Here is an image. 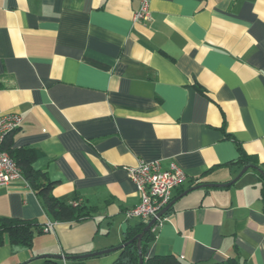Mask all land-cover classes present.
Masks as SVG:
<instances>
[{
	"label": "crops",
	"instance_id": "obj_1",
	"mask_svg": "<svg viewBox=\"0 0 264 264\" xmlns=\"http://www.w3.org/2000/svg\"><path fill=\"white\" fill-rule=\"evenodd\" d=\"M138 7L0 0V115L21 118L9 150L31 149L54 198L89 213L57 222L23 176L0 186V218L42 228L29 249L0 245V264L122 245L129 228L149 222L125 217L140 199L125 168L139 160L186 174L146 258L264 264V0H150L145 21L134 20ZM242 155L248 165L231 164Z\"/></svg>",
	"mask_w": 264,
	"mask_h": 264
},
{
	"label": "trees",
	"instance_id": "obj_2",
	"mask_svg": "<svg viewBox=\"0 0 264 264\" xmlns=\"http://www.w3.org/2000/svg\"><path fill=\"white\" fill-rule=\"evenodd\" d=\"M11 133L4 137L2 148L9 153V156L21 169L23 178L26 180L30 188L40 199L42 207L46 214L57 222L84 221L89 217L88 211L80 204H65L52 195L55 182L49 180L45 173L32 169L30 158L33 154L31 149L9 150L11 143ZM240 164L246 166L249 164L247 157L242 155L238 160L231 164ZM261 199L264 204V180L262 179ZM146 226L145 222L137 224L133 228H129L124 235L123 243L132 240L141 233ZM152 229V228H151ZM144 233L141 239L140 251L142 254V264H184L183 261L174 255H154L145 257L149 244L153 241L154 235L152 230ZM42 228L34 221L16 220L12 218H0V245H10L14 252L21 249H29L36 232H41ZM69 264H81L80 260H70ZM41 264H58L53 259H43ZM113 264H139V254L136 240L129 242L122 249L120 255ZM210 264H247L235 258H229L221 262Z\"/></svg>",
	"mask_w": 264,
	"mask_h": 264
},
{
	"label": "built area",
	"instance_id": "obj_3",
	"mask_svg": "<svg viewBox=\"0 0 264 264\" xmlns=\"http://www.w3.org/2000/svg\"><path fill=\"white\" fill-rule=\"evenodd\" d=\"M137 2L139 7L134 13V20H149L150 0ZM20 122L21 118L17 115H0V186L22 179L20 168L2 148L4 137L17 129ZM125 171L136 186L140 197L139 203L125 212V217L147 222L156 218V223L160 222L157 214L170 202L172 191L186 181V174L173 162L164 168L159 160L151 162L139 160L135 166L125 168ZM49 228L50 225H46L43 230L46 232Z\"/></svg>",
	"mask_w": 264,
	"mask_h": 264
},
{
	"label": "water",
	"instance_id": "obj_4",
	"mask_svg": "<svg viewBox=\"0 0 264 264\" xmlns=\"http://www.w3.org/2000/svg\"><path fill=\"white\" fill-rule=\"evenodd\" d=\"M247 167H244L241 172L239 173V175L237 176L240 177L243 173H245L247 171ZM260 174H263L261 172V170H258ZM235 178V179H237ZM234 183L231 182L230 184ZM230 184H225V185H221V186H228ZM217 186V185H214ZM172 202H169L158 214H157V218L161 219L162 216L167 212V210L169 209V207L171 206ZM156 224V218L151 219L146 226L143 228V230L141 231L140 234H138L137 236H135L132 240L123 243L122 245L115 247V248H111V249H106V250H102V251H98V252H94V253H90V254H85V255H77V256H63V255H44L41 256V259H53L55 261H64V262H69L70 260H84V259H88V258H92V257H98L101 255H105L111 252H116L120 249H122L125 245H127L129 242L136 240L137 243V249H138V254H139V264H142V254L140 251V247H141V239L142 236L144 235L145 232H147L148 230H150L152 228V226Z\"/></svg>",
	"mask_w": 264,
	"mask_h": 264
},
{
	"label": "rangeland",
	"instance_id": "obj_5",
	"mask_svg": "<svg viewBox=\"0 0 264 264\" xmlns=\"http://www.w3.org/2000/svg\"><path fill=\"white\" fill-rule=\"evenodd\" d=\"M30 264H38V262H32V263H30Z\"/></svg>",
	"mask_w": 264,
	"mask_h": 264
}]
</instances>
